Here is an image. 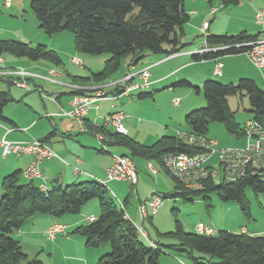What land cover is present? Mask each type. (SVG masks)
Masks as SVG:
<instances>
[{
	"label": "trees",
	"instance_id": "1",
	"mask_svg": "<svg viewBox=\"0 0 264 264\" xmlns=\"http://www.w3.org/2000/svg\"><path fill=\"white\" fill-rule=\"evenodd\" d=\"M224 7L238 5L242 0H220ZM31 7L39 28L48 35L68 30L73 33L74 47L78 53L89 55L110 54L103 70L95 74L98 80L109 78L119 70L122 62L130 66L140 64L148 54L172 55L181 52L186 44L181 42L190 15L184 0H31ZM259 34L241 32L238 35H205L209 48L227 47L224 50L194 54L195 60L222 58L244 54ZM236 45H240L237 47ZM12 54L32 61L47 60L61 65L60 55L45 45L0 40V57ZM180 84L193 86L190 82ZM199 90V88H197ZM205 108L191 111L186 116L188 133L206 137L212 123H221L237 137L244 135V127L236 121V112L230 106V97H237L240 104L248 100L250 119L264 126V91L249 78L237 84L208 80L204 83ZM11 99L0 93V120L6 104ZM107 133L109 140L119 138L132 155L162 163L166 154H203L207 150L184 142L179 136L163 137L147 147L118 133L110 134L105 127L97 129ZM105 132V133H104ZM163 164V163H162ZM168 171V170H167ZM169 172V171H168ZM264 172L249 173L234 182H216L207 179L199 190L187 189L173 176L175 191L166 197L202 196L208 207L210 194L217 192L225 201H234L246 217L251 216L246 190L264 193ZM97 199L101 213L94 222L77 227L73 234L84 237L86 245L100 248L108 244L110 252L96 264H159L160 256L167 249L184 254L194 264H264V236L219 230L212 235L185 232L178 224L169 233L178 244L157 247L147 246L139 237L134 223L125 217L110 191L96 181L56 186L42 191L33 182L23 184L16 172L3 179L0 187V264H43L37 257L29 258L14 234L36 215L62 217L78 214L92 200Z\"/></svg>",
	"mask_w": 264,
	"mask_h": 264
},
{
	"label": "crops",
	"instance_id": "2",
	"mask_svg": "<svg viewBox=\"0 0 264 264\" xmlns=\"http://www.w3.org/2000/svg\"><path fill=\"white\" fill-rule=\"evenodd\" d=\"M184 3L185 10L190 15V21L185 26V35L183 36L187 39V41L183 43L186 44V47L181 52L172 56H168L165 54H148L147 57L137 66H130L127 62L123 61L119 70L111 75L109 79L106 78L103 80H98L94 77L95 74L100 73L103 69L95 70L93 72V70L91 69V59L86 58L85 61L87 64H84L83 68L78 66L75 67V65L71 63V56L73 54L69 50L63 49L58 52L56 51V48H54L61 57V65H54L52 64V62H49L47 60L32 61L28 58L18 57L12 54H5L0 57L2 58L0 67L3 71L19 69L17 67H21L31 74L35 76L37 75L36 77L33 76L28 79L27 83L29 85L33 84L34 87H42L44 91H46V89L50 90V92L47 93V96L44 95L45 97L43 96L44 92H40V97L43 98L44 101V107H42L40 103L36 104L31 100L32 95L28 96L29 92H31L30 90L23 89L28 92L26 94H23L21 91L22 88L17 87L12 79L6 76L0 77V93L7 94L8 98L11 99L4 107L3 117L5 119L1 118L0 141H2L3 139L9 142L43 140L58 155V158H51L42 161L40 165L42 177L30 180L28 178H25L22 173L25 169H27V167L33 160V156L28 154L18 155L13 153L4 156L3 149L0 147V187L5 177L16 172L21 174V182L23 184L33 182L39 187L42 185H47L49 188H53L56 186L65 187L67 185L79 182H98L99 180L106 181L107 169L113 164L114 157L127 156L129 158H132L135 163L138 175V183L136 184V186H134L126 181L107 180V189L109 191H112V193H110L117 199H121L125 196L124 201H119L123 203L125 202L124 206L126 209V213L130 216V218L136 225L140 226L139 224H145L147 220H150L152 223L153 221L154 223L156 221V233L157 235H163L159 232L160 228L157 222V217L153 219V216L157 215L158 213L152 215L149 219H143L139 211L140 203L146 201L151 194V192L149 194H145L146 188L144 184L141 185V180L143 181L146 179L147 181H150L148 179V176H150L155 180L157 179L159 182L163 181L165 179V177L163 176L164 172L171 176L170 173L165 169L163 164L159 161L147 160L146 158L139 156L134 157L128 147L119 143V138L114 136L111 140H109V138L111 137L108 136L105 132L104 133L106 137L108 136L109 138L107 137V140L100 145L98 138L93 133H81L78 123L67 117L65 113L71 110L70 101L75 94V89H73L72 86L76 85L89 89L106 87L105 91L109 93V95H111L113 92H116L115 87L112 85L114 82L123 79V77L127 73L137 71L144 67L150 68V86L142 89V92H152L154 88L156 89L154 90L155 92H157L158 89H169L170 91L172 90L171 87L180 84L183 81H187L192 84V77H196V83L199 86H201L203 84V81L206 79L215 80L217 79V77H221V80L229 79L231 81L233 78H235L233 74L229 73L228 65L230 63L233 64L232 61L236 60L237 57H230L229 55L227 57H222L219 59L216 58L197 61L194 59L193 55L199 53L203 49H206L208 46L205 40V44L201 43L199 46L195 47L192 45V42H190L194 40L193 36L198 33L203 36V39L205 35H216L215 33H221L223 35L229 36L236 35V32H234L230 28L222 31L219 30L218 26H215L212 29L213 24H220L225 18V16H223L222 18L218 20L216 19L215 22H213L220 9L217 13L213 14L212 8H220L218 7V5L221 4V1L184 0ZM0 4L1 6L4 5V0H0ZM249 4L252 5V16L250 18L251 21H249L251 22V25L246 27L240 25L235 29V31H237V33L238 31H240L239 33L246 32L250 34L249 31H253L259 28L262 32L258 33V40H263L264 22L262 24H257L255 20V14L257 10L260 9L259 7L264 5V0H250ZM12 8L13 3H11V6L9 8H6L9 9V14L15 13V10ZM254 22L256 23L255 26ZM204 24H208V28L205 32L202 31ZM7 33L8 32L2 31L0 28V40L9 39ZM30 43L34 44L33 40H30ZM48 46H50V44H48L47 47ZM245 56L247 57V55ZM62 57H66L67 62L72 66L70 67V69L78 74H72L67 70ZM217 61H220L223 64L222 75H217L215 73ZM56 67H59L57 68L59 71L55 69ZM52 69H55L57 71L56 75L54 76L50 75V71ZM86 70H89V73ZM44 77H50L53 79V81L46 80ZM181 78L183 79L179 80ZM174 80L179 81L174 85ZM13 86H16L17 89L13 88ZM142 92L138 94V97L130 95L123 96L117 101L111 99H101L97 101L89 108V112L86 117L87 124L91 125V123L95 120L101 122V120L105 116L113 111H124L127 115L126 119L124 120V124L129 131L127 136L147 147L154 145L163 137L177 136L178 132L180 131L187 132L181 130V128L179 127V125H181L179 121L182 116L188 115L191 109H189L188 105L184 103L185 99L190 98L189 94H185L183 96V99L180 102V106H178L177 109L173 108V113L169 114V118L166 121L160 122L158 120H152L145 107L147 106L146 104L149 102V99L154 98V94ZM18 97L21 98L18 103L20 104L21 116L25 118L24 120H18L14 114V111L10 110L9 107L7 108L8 104L14 101V99H18ZM46 113H50V116H48L47 120L44 117ZM137 122H140V124H138ZM19 123L24 124L22 126H19ZM142 123L143 125H141ZM153 124L154 127L151 126ZM141 128L144 130H141ZM105 129L110 134L115 133L112 128L108 127ZM80 133L83 135H79ZM149 163H154V167H158L157 173H153L149 169ZM76 168L79 171H76ZM118 183L131 184L132 190H136L137 195H135L133 191L132 193H130V191L128 192L127 188L121 190L117 185ZM153 191L155 192H153L152 195L154 193L160 194L157 190ZM172 193L173 192L171 191L170 194ZM128 205L132 207L130 210H128ZM163 205L164 202L161 205L160 209ZM228 210L235 211L234 205H230V207H228ZM92 211L93 212H89L88 209H82L81 212L76 215L71 214L62 217L36 215L28 222H26L22 226V228L14 234V236L20 241L24 248V245L31 241L32 243L37 244L40 241V236L42 235L43 237L44 234L46 236V230L52 224L62 223L66 227L65 231L53 240L55 241V252L50 251L51 255H56L57 251H60L65 259H68L70 261L74 260V263L71 262L69 264H95L96 260L103 255L105 247H88L86 245L85 239L81 235L73 234V231L77 227L89 223L87 221V217L93 216L95 218H98V214L95 213V211L97 210L94 209ZM210 221L213 222L212 219ZM251 221H253L254 223L252 224ZM200 223L203 222L196 221L195 224H193V228L196 230V232L197 225ZM240 223H242V225H240V231L238 226L226 224V222H224L221 227H217L215 225L218 230L215 227H212L217 230V232L219 230H227L235 233L246 232L250 235L264 236V221L259 222L258 218H256L252 214V212L249 218L243 219V221H241ZM159 241V238L158 240H153L156 245H161ZM81 249L83 250V252L79 253L78 250ZM43 250L45 249H40L39 247H37V249H34V252L38 253ZM171 252V250H166L165 253H163L162 258H169L165 259V262L163 264H187L186 261H181L177 254Z\"/></svg>",
	"mask_w": 264,
	"mask_h": 264
},
{
	"label": "rangeland",
	"instance_id": "3",
	"mask_svg": "<svg viewBox=\"0 0 264 264\" xmlns=\"http://www.w3.org/2000/svg\"><path fill=\"white\" fill-rule=\"evenodd\" d=\"M11 1L13 3L12 9L15 10V13L9 14V9H6L4 5L1 6L0 4V28L2 31L8 32L7 33V36H9L8 40H17V41H22L28 44H31L30 40H33L34 44H31V45L34 47L40 44L45 45V46L50 44L51 47L48 46V48L53 49L54 51H55L54 48H56V51L58 52H60L63 49L71 51L73 54L71 58L79 57L83 60L84 64H87L85 61L86 58L91 59L92 68L91 67L90 68L93 70V72L95 70H102L104 68L105 62L107 61V59L110 58V54L89 55V54L78 53L74 47V37L71 31L65 30V31H62L54 35H48L43 30L38 28L37 19L32 11L31 0H11ZM249 1L250 0H242L241 3L238 5H229L226 7H224V5L221 2V4L218 5V7H220V11L216 15L213 22H215L216 19L218 20L222 18L223 16H225V18L223 19L222 23L213 24L212 29L215 26H218L219 30H222V31L227 30V28H230L231 30L236 32L235 33L236 35H238L240 31H238V33L237 31H235V29L238 26L240 25L244 27L250 26L251 22L249 21H251L250 18L252 16L251 15L252 5L249 4ZM259 8L264 10V5H262ZM255 24L256 23L254 22V26ZM259 32H262L259 28L253 31H249V33L254 36L257 35ZM215 34L223 35L221 33L220 34L215 33ZM193 39L194 40L190 42H192V45L194 47L199 46L201 43L205 44L203 36L200 33L194 35ZM181 41L182 43H185L187 39L183 37L181 38ZM230 57H237L236 60L232 61L233 64L235 65H233L232 63L228 65L229 73L233 74L235 78H233L230 81L229 79L221 80V77H217V79L215 80L222 82V83L237 84L241 78H249V79L254 80L256 84L258 85V87L264 91V69L257 68L254 64H252L250 59L247 58L244 54L230 55ZM62 58L64 60L67 70L72 74H78V73L73 72L70 69V67L72 66L70 63L67 62L66 57H62ZM17 68H21V67H17ZM57 68L59 67H56L55 69L59 71ZM190 70H193V69H190ZM86 71L89 73V70H86ZM36 76L34 75V77ZM250 76H253V77H250ZM199 78H202V77H199ZM182 79L183 78L179 80H182ZM179 80H174L173 84L175 85V83L178 82ZM196 80H197L196 77H192L193 86L177 84L171 87L172 90L170 91L169 89H161V90L158 89V91L155 92L154 90L156 89L154 88L152 92H142L141 90H138L132 93V95H134L135 97H138V94L140 92L153 93L154 98H150L149 102L146 104L147 106L145 107L152 120L154 121L158 120L160 122H163L169 118V114L173 113V108L177 109V107L180 106L181 104L179 103L178 105H175L173 103V100L176 98H179L181 102L185 94L190 95V98H187L184 101V103L188 105L189 109L191 108L189 113L193 110L205 108L207 106V101L204 96V83L210 79H206V80L202 79L204 81L201 86L197 85ZM13 88L17 89L16 86H13ZM197 88H199V90ZM29 90L31 92H29L28 96L32 95L31 100L36 104L40 103L42 107H44V101H43V98L40 97L41 95L40 92L43 91L44 92L43 96L44 95L47 96V93H49L50 90L46 89V91H44L42 87H34L33 84L29 85ZM21 91L23 94L28 93L27 91L23 89H21ZM33 94H37V95H33ZM19 100H21L20 97H18V99H14V101L8 104L7 108L9 107L10 110L14 111V114L18 120H21V119L24 120L25 118L21 116L20 104L18 103ZM229 102H230V106L232 110L237 111L235 115L237 123L240 125V127H244L246 121L251 118V114L247 111V108H248L247 98H244V102L242 104H240V101L237 97H230ZM48 116H50V113H46L44 115L46 120ZM186 116L187 115L182 116L179 121L181 124L179 125V127L181 128L182 131H188V127L185 121ZM137 123L140 124V122H137ZM143 123L141 125H143ZM23 124L24 123H19V126H22ZM151 126L154 127V124ZM141 130H144V129L141 128ZM81 133L79 135H83ZM206 138L216 141L217 149L241 148L246 145V138L244 137V135L242 137L241 136L237 137L229 133L227 129L225 128V126L221 123H212L210 125ZM98 141L101 145L102 142L100 140ZM152 164L154 165V163ZM208 164L209 166L215 169H219L220 159L218 155H213L211 159L209 160ZM154 168L158 169L157 166H155ZM163 176L165 177V179L160 182L157 179L155 180L154 178L150 176H148V179L150 181H147L145 179L143 181L141 180L140 182L141 185L144 184L146 188L145 194H149L151 192V194L149 195L151 197L152 193L155 192L153 190H157L159 191L160 193L159 195L163 198V202H164V205L159 210L158 214L153 216V219L157 217V222L160 228L159 232L163 235H157L156 227H155L157 225L156 221L155 223L154 221L152 223L150 220H147L145 224H139L149 234V239H146L143 236L139 235L140 239L147 246H151V241L158 240V238L162 246L178 244L179 240L173 235H169V233L176 231V226L178 224H180L183 227L185 232H189V233L196 232V230L193 228V224H195L196 221L203 222V224H207V225L209 224L215 227L217 230H218L217 228L218 226L221 227L222 224L226 222V224H232L233 226H238L239 231L241 230L240 225H242V223L240 222L243 221V219L245 218L247 219L248 217H246L242 213L241 208L238 207L236 202L223 200L217 192H212V194H210V199H211L210 207L206 205L202 196H190L189 197L190 200H185L179 196L178 197H169V196L166 197V194H170L171 191L172 192L175 191L174 187L176 186H173V185H177V184L175 181L173 182V179L171 178V176H169L165 172ZM263 180H264V176H263ZM117 185L119 186L121 190H123L124 188H127L128 192L130 191V193H132L133 191L135 195H137L136 190H132L131 184L118 183ZM110 192L112 193V191ZM246 196H247L248 201L250 202V210L252 214L256 218H258L259 222L264 221V193L255 194L251 188H248L246 190ZM114 198L117 204H119L120 202L119 200L124 201L125 196L121 199H117L116 197ZM123 204L125 205V202ZM230 205H234L235 211L228 210V207H230ZM131 208L132 207L128 205V210H130ZM82 209H88L89 212H93L92 210L95 209L97 210L95 211V213L98 214V217L100 216V213H101V207L97 199L90 201ZM73 215H76V214H73ZM211 219L213 220V222L210 221ZM251 222L252 224L254 223L253 221ZM217 230H216V233H217ZM54 243L55 241L48 240L44 234L43 237L42 235L40 236V241L37 244L32 243V241L25 244L24 251L28 254L29 258L37 257L39 260L43 262V264H69L71 262L74 263V260L70 261L68 259H65L60 251H57L56 255H51L50 251L55 252ZM37 247H39L40 249L44 248L45 250L36 253L34 252V249H37ZM103 247H105L103 255L110 252L111 249L108 244L103 245ZM78 252L82 253L83 250L82 249L78 250ZM67 254H68V251H67ZM175 254L179 256L181 261L182 260L186 261L187 264H194L193 261L187 256H185L184 254H180V253H175ZM162 255L159 258V264H163L165 262V259H169L168 257L162 258ZM101 257H99L96 260V263L99 261Z\"/></svg>",
	"mask_w": 264,
	"mask_h": 264
},
{
	"label": "built area",
	"instance_id": "4",
	"mask_svg": "<svg viewBox=\"0 0 264 264\" xmlns=\"http://www.w3.org/2000/svg\"><path fill=\"white\" fill-rule=\"evenodd\" d=\"M11 3V0H4V6L6 8H9ZM219 9L220 8H212V13H217ZM255 20L257 24H262L264 22V10H257ZM207 28L208 24H204L202 31L205 32ZM236 46L239 47L240 45ZM224 49H227V47H217L213 49L206 48L199 53ZM175 54L177 53L172 55ZM244 54L247 55L252 64L257 68L263 69L264 39L257 40L250 44V48ZM1 62L2 58H0V63ZM71 63L81 68L84 67V62L79 57H72ZM222 69L223 64L220 61H217L215 73L217 75H222ZM56 73L57 71L55 69L50 71L51 76L56 75ZM4 76L12 79L17 87L29 90L27 81L34 75L22 68L3 71L0 67V77ZM45 79L53 81L50 77H46ZM112 85L115 87L116 92H113L111 95L105 91L106 87L89 89L76 85L72 86V88L75 89V94L70 102L71 110L65 113L67 117L78 123L82 133H93L102 143L107 140V137L97 130L101 127L112 128L116 133L122 136L128 135L129 131L124 124L127 115L121 110L113 111L105 116L101 122L95 120L91 125H88L86 117L90 106L101 99L117 101L123 96H130L138 90L149 87L150 68L144 67L137 71L127 73L123 79L114 82ZM173 103L178 105L180 99H174ZM177 136L182 138L187 144L195 145L207 150L205 153L197 155L174 153L166 154L163 157L162 163L165 169L187 189H202L204 185L203 182L207 179H213L218 183L221 181L234 182L245 177L249 173L254 174L264 172V126L255 119H248L245 123L244 137L246 138V145L241 148L217 149L216 141L207 139L204 136L190 135L188 132L180 131ZM0 147L3 149L4 156L11 153L18 155L28 154L33 156V160L22 173L25 178L30 180L42 177L40 168L42 161L51 158H58L56 152L43 140L9 142L3 139L0 141ZM213 155H218L220 159L219 169H215L208 164ZM148 167L153 173H157V169L154 168L152 163H149ZM75 170L79 171L77 168ZM107 180L126 181L136 186L138 183V175L133 159L127 156L114 157L113 164L107 169ZM107 180H99L98 183L107 188ZM40 189L42 191H48L50 188L47 185H42L40 186ZM162 203L163 198L156 193L146 201L141 202L139 205V211L142 218L149 219L152 215L158 213ZM119 204L120 208L125 212L126 219L132 221L130 216L126 213L123 202L120 201ZM95 220L96 218L93 216L87 217L89 223L94 222ZM134 225L141 236L149 239V234L142 227L135 223ZM65 228V225L62 223H54L46 230V236L48 239L54 240L58 235L64 233ZM197 233L201 235H212L216 233V230L212 226L200 223L197 225ZM151 245L157 247L153 241H151Z\"/></svg>",
	"mask_w": 264,
	"mask_h": 264
}]
</instances>
